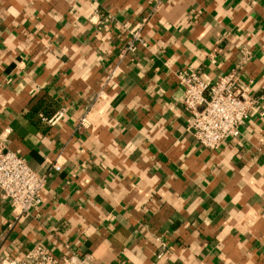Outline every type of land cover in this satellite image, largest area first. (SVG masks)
Instances as JSON below:
<instances>
[{
  "label": "crops",
  "instance_id": "1",
  "mask_svg": "<svg viewBox=\"0 0 264 264\" xmlns=\"http://www.w3.org/2000/svg\"><path fill=\"white\" fill-rule=\"evenodd\" d=\"M127 22L144 26L126 54ZM245 53L261 112L210 150L176 74L215 80ZM0 138L47 177L32 214L0 193L2 264L36 244L96 264H264V0H0Z\"/></svg>",
  "mask_w": 264,
  "mask_h": 264
},
{
  "label": "built area",
  "instance_id": "2",
  "mask_svg": "<svg viewBox=\"0 0 264 264\" xmlns=\"http://www.w3.org/2000/svg\"><path fill=\"white\" fill-rule=\"evenodd\" d=\"M123 26L130 35L124 52H135L143 42L144 22L132 27L127 22ZM249 58V53H245L238 65L215 80L197 70L177 72L176 80L184 93L182 103L189 114V128L203 147L217 150L227 139L239 137L240 126L261 112L263 96L253 95L252 81L244 80L241 75ZM63 114L64 110L58 112L54 119ZM46 184V175L31 168L9 148L7 139L0 138V193L10 200L16 217L32 214L40 207ZM9 264H96V261L91 254L71 253L58 258L46 246L36 244L24 258L17 257Z\"/></svg>",
  "mask_w": 264,
  "mask_h": 264
}]
</instances>
